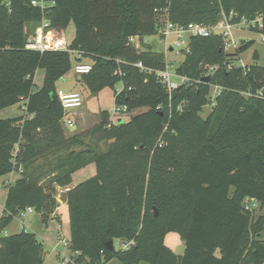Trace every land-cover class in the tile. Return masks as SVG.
Returning <instances> with one entry per match:
<instances>
[{"label": "trees", "instance_id": "1", "mask_svg": "<svg viewBox=\"0 0 264 264\" xmlns=\"http://www.w3.org/2000/svg\"><path fill=\"white\" fill-rule=\"evenodd\" d=\"M54 2L45 10L29 0L0 4V110L25 101L26 111L0 119V179L20 171L8 188L0 228L27 207L47 224L57 217V188L63 187L69 188V248L81 253L82 264L115 257L124 264H264V98L240 92L264 90V60L215 71L210 81L224 89L208 116L201 114L210 103L206 67L232 62L253 41L229 53L220 34L192 36L176 69L193 81L171 96L156 72L135 65L166 66L165 53L144 41L162 23L155 9L168 7L176 24L214 25L223 15L236 22L264 14V0ZM44 18L61 30L75 23L69 50L26 47V27L33 30ZM70 49L77 61L92 58V70L78 74L92 93L107 86L116 93L124 84L115 103L127 104L129 112L147 110L110 127L104 110L91 131L66 137L56 83L73 67ZM39 68L45 69L41 87L35 85ZM90 163L96 174L72 186L73 173ZM247 199L257 202L253 210L246 209ZM170 232L180 235L184 253L165 243ZM111 239L132 244L110 250ZM44 251L34 232L0 236V264H42Z\"/></svg>", "mask_w": 264, "mask_h": 264}, {"label": "rangeland", "instance_id": "2", "mask_svg": "<svg viewBox=\"0 0 264 264\" xmlns=\"http://www.w3.org/2000/svg\"><path fill=\"white\" fill-rule=\"evenodd\" d=\"M32 28L33 26L28 25L26 27L27 32L31 33ZM64 33H65L68 44H70L76 34V27L73 21H71L66 26ZM262 34H264V31H256V30H251V29L242 28V27H238L234 29L235 40L240 41V44H243L247 41H253L252 45L248 49H246L243 53L235 57L234 61L236 63L239 60V58L242 59V61L246 63L247 65L252 64V63H258V64L263 63L264 40L262 39ZM144 41L150 44L154 50L164 52L165 59L175 69L178 68L185 59V53L182 52L178 47H176L175 50L173 51L168 50V52H165L164 40L159 33L146 34L144 36ZM229 50L232 52L233 48H230ZM70 51H71L73 67L69 73H67L65 76H63L57 81L56 85L58 89L62 88L65 91L77 90L83 98L84 106L90 112L99 114L101 113V111L107 110L110 113V116L113 117L112 110L115 105V88L107 86L103 88L102 90H100L98 93H92L87 88L85 82L82 79V76L78 75L74 70V66L77 62L78 53L72 49H70ZM254 53H257L259 55L258 59L254 58ZM82 61L92 63V58L90 56H82ZM206 75H211V72H208ZM44 78H45V69L39 68L36 74V77H35V85L37 87L38 86L41 87L43 85ZM173 78L178 80L177 76H173ZM208 82L210 83V86H211V81H208ZM119 86H121V84H118L116 88ZM146 110L147 108H139L135 110L134 112L127 113L123 117H113V121L115 125H118L120 120H125V121L129 120L132 116L137 115ZM211 111H212V107L210 104H208L204 106L201 114L203 117H206ZM25 113H26L25 101H20L14 105L1 109L0 118L18 117V116L25 115ZM99 122L100 121L89 122L87 126L83 127L82 132L91 131ZM62 126H63L64 134L66 137H69L75 134V131L76 132L78 131L75 128L66 127L63 124V122H62ZM66 129H68L70 133L65 132ZM102 146H104V142L102 143ZM81 169H78L77 171L73 173L72 183H74L75 185L94 176L97 172L95 163H90ZM63 194H64L63 192H59L58 190L56 197L58 201L60 202V204L56 210L57 217L53 216L47 224H43L40 221V218H39L40 214H38L37 212L28 213L26 214L24 218H22V216L18 214L12 219V221L4 229L1 230L0 228V230L2 231L1 234L3 235L5 231H7L10 234L20 232L22 230L20 228V221L24 219V221L27 224V231L36 233L38 238L41 241L46 242L42 264H57L63 255L70 256L73 252L70 250L69 245L63 244V240H67L68 242H70V237H71L68 205L67 203H61L63 202L61 200V197ZM2 215H3V210H2V207L0 206V220H1ZM49 243H51L54 246L53 250L48 249ZM165 243L170 245L176 253H179V254L184 253L185 244L178 233L176 232L168 233L165 238ZM114 244L116 248L118 249L121 248L122 243L120 239H116ZM107 264H124V263L119 258L115 257L111 259ZM139 264H147V262L142 261Z\"/></svg>", "mask_w": 264, "mask_h": 264}, {"label": "built area", "instance_id": "3", "mask_svg": "<svg viewBox=\"0 0 264 264\" xmlns=\"http://www.w3.org/2000/svg\"><path fill=\"white\" fill-rule=\"evenodd\" d=\"M31 5L35 7H40L43 10L48 9L55 2L54 0H29ZM155 11L160 12L162 14V23L159 26L158 33L164 40L165 44V52L168 50H175L178 47L182 52L187 53L190 52V38L192 36H210L212 34H220L224 40V49L229 53H234L240 44V41L235 40L234 29L238 27L247 28L256 31H264V14L261 13L254 18H248L247 16H241L238 21L231 22L226 15H223L222 18L215 23L214 25H206L198 22H190L188 24H176L172 22L169 18V9L165 7L162 10L155 9ZM231 15H233L231 13ZM26 47L28 49L44 52L47 50H69V44L67 42L64 30L59 28H55L51 26L50 21L47 18H44L31 33H28ZM262 39L264 40V34H262ZM130 42L133 44L137 43V36H131ZM233 48L231 52L229 49ZM137 67H139L144 72H156L158 78L164 85L166 91L171 96L173 91L176 90L182 84L192 83V79L187 75L178 74L177 69L173 68V66L168 63L166 60V66L164 69H150L146 67L142 62L135 63ZM249 65V64H248ZM246 63L239 58L237 63L233 60L232 62H224L223 64H211L208 65L206 74L211 72V78L215 71L221 68V66H225L228 70H232L237 66H241L244 69L248 66ZM74 70L77 74H87L92 70V65L90 63H85L83 61H77ZM173 76H177L178 80L174 79ZM125 86L121 84V86L116 88V95H119ZM130 88V87H129ZM224 87L218 83L211 82V92L209 95L210 105L211 107L215 106L217 103L218 96L222 93ZM243 95L247 97H257L264 98V90L258 89L256 91L253 90H245L240 91ZM61 105L64 109V116L62 119L63 124L68 128H75L76 121L73 117V111L82 107L83 98L78 91H65L63 89L58 90L57 94ZM178 110H182L183 106L179 105L177 107ZM113 117H123L127 113H129V109L127 104H118L115 103L113 107ZM113 117L110 116L108 120V127L115 125L113 121ZM121 122V120H120ZM18 151V145L15 146L13 150V156H16ZM257 202L253 199H247L245 203L246 209L253 210L256 207ZM35 212L33 207H27L19 212V215L24 218L26 214ZM20 228L27 230V224L24 221H20ZM2 231L0 230V236ZM3 235H9L5 231ZM64 245H69L67 240H63ZM132 244V241L124 242L121 244L122 249H129ZM81 255L79 251H73V253L69 255H63L57 264H82L79 262L78 258Z\"/></svg>", "mask_w": 264, "mask_h": 264}, {"label": "crops", "instance_id": "4", "mask_svg": "<svg viewBox=\"0 0 264 264\" xmlns=\"http://www.w3.org/2000/svg\"><path fill=\"white\" fill-rule=\"evenodd\" d=\"M85 63H88V62H85ZM37 72H38V70H37ZM37 72H36V74H37ZM35 77H36V75H35ZM60 89H62V88H60ZM67 91H77V90H67ZM135 110H137V109H135ZM135 110H133L132 112H134ZM73 117H74V119L76 121L75 129L78 130L77 132L75 131V133H80V132H82L83 127L87 126L89 122H91V121L92 122L100 121L99 119H101V113L96 114V113L90 112L83 104L82 107H80L78 109H75L73 111ZM6 118H8V117H6ZM78 126L81 127V128H79ZM65 132L70 133V131L68 129H66ZM19 177H20V171H13L10 174H8V175H6V176H4V177H2L0 179V206L2 207L3 212H4V208H5V201H6V197H7V193H8V188ZM71 185L74 186L75 184L72 183ZM68 189L69 188L58 187L59 192H63V193L67 192ZM61 203H66V202H61ZM32 213H35V212H32ZM7 234H10V233L7 232ZM42 242L44 243V246H45L46 242H44V241H42ZM168 246H170V245H168ZM48 249L49 250H53L54 246L51 243H49Z\"/></svg>", "mask_w": 264, "mask_h": 264}, {"label": "water", "instance_id": "5", "mask_svg": "<svg viewBox=\"0 0 264 264\" xmlns=\"http://www.w3.org/2000/svg\"><path fill=\"white\" fill-rule=\"evenodd\" d=\"M2 2H3V0H0V4H1ZM210 79H211V75H207V76L204 78V80H206V81H210ZM61 200H62L63 202H66V201H67V194H66V192H64V194L62 195ZM157 214H158V210L156 209L155 215H157ZM107 247H108L110 250L115 249V244H114V240H113V239H111V240H109V241L107 242Z\"/></svg>", "mask_w": 264, "mask_h": 264}]
</instances>
